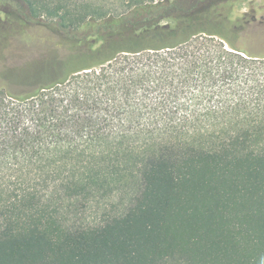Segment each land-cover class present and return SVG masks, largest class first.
I'll list each match as a JSON object with an SVG mask.
<instances>
[{
  "label": "trees",
  "instance_id": "16d2710c",
  "mask_svg": "<svg viewBox=\"0 0 264 264\" xmlns=\"http://www.w3.org/2000/svg\"><path fill=\"white\" fill-rule=\"evenodd\" d=\"M51 1L0 0V44L37 20L63 47L0 78V264H264V13ZM197 13L211 25L181 34Z\"/></svg>",
  "mask_w": 264,
  "mask_h": 264
},
{
  "label": "rangeland",
  "instance_id": "374dc122",
  "mask_svg": "<svg viewBox=\"0 0 264 264\" xmlns=\"http://www.w3.org/2000/svg\"><path fill=\"white\" fill-rule=\"evenodd\" d=\"M149 1V0H146ZM153 2L159 0H150ZM57 2L56 0H52L51 3L54 4ZM87 3H90V7H98L101 10H104L105 15H114L118 16L128 11L130 7V0H87ZM233 9L231 11L232 17H240L243 14H250V15H261L264 13V0H238L232 6ZM1 9H7L4 6ZM205 13V12H204ZM204 13H197L191 16L192 24L189 25L187 30L181 31V34H189L198 29H202L207 27L208 24L205 21ZM3 13L0 12V19H2ZM39 16L41 20L47 19L42 15H35ZM103 16V17H104ZM98 16H96L97 18ZM95 18V19H96ZM176 20V14L172 13L171 17L164 19V21H168L169 23L173 24ZM1 21V20H0ZM49 21V20H47ZM3 21L0 22V28H4ZM24 31L29 33L33 36V38H29L30 35L25 36L23 41L13 40L7 43V45L3 46L0 44V78H5L8 80V74L10 75L11 71L14 70L17 75L21 76L22 73L27 69L26 67L32 63L35 57L41 55L37 61L41 59L44 60L48 56L46 53H59L62 52L63 47L61 46L59 36L60 30H57L55 25H44V23L33 20L30 23H26L24 27ZM28 42H25V41ZM6 44V43H5ZM25 54H29L24 56ZM6 67H10L9 72H4ZM16 90L22 89L24 86L23 84H18L15 86ZM130 194L128 191L124 190L120 192L118 195H112L109 197L100 198L97 200H93L87 205L83 207H79L76 210V217L81 223L84 224H93L97 223L103 216L112 215L118 213L122 210V208L129 202ZM122 201V203H120Z\"/></svg>",
  "mask_w": 264,
  "mask_h": 264
}]
</instances>
